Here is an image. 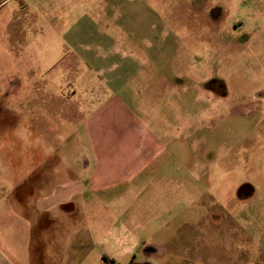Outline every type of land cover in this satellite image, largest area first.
<instances>
[{"label":"rangeland","instance_id":"obj_1","mask_svg":"<svg viewBox=\"0 0 264 264\" xmlns=\"http://www.w3.org/2000/svg\"><path fill=\"white\" fill-rule=\"evenodd\" d=\"M69 1L0 0V264H67L75 229L79 264H264V0ZM100 37L125 64L105 85ZM84 160L124 176L53 224L36 202Z\"/></svg>","mask_w":264,"mask_h":264},{"label":"crops","instance_id":"obj_2","mask_svg":"<svg viewBox=\"0 0 264 264\" xmlns=\"http://www.w3.org/2000/svg\"><path fill=\"white\" fill-rule=\"evenodd\" d=\"M64 0H54L53 7L55 5H64L67 3H62ZM68 1V0H67ZM71 4H81L82 0H71L69 1ZM80 2V3H79ZM58 6V7H60ZM73 6V5H72ZM57 10L53 8V19H59L61 22H64L63 24H66L63 28L68 29H93L92 24L85 23L82 20L74 21L72 20V23H68L67 21V15L63 18V12H60L57 17ZM55 24V23H54ZM53 24V25H54ZM96 24V23H95ZM94 24V27L96 25ZM56 28L53 26V29ZM57 29V28H56ZM94 29H99V27H96ZM88 45L93 43L94 46L98 47V51L101 54L94 55L89 58H81V62H84L88 59V61H92L94 64L91 67H88V71H91L93 73L92 78L98 79L99 82L103 83L105 85L106 83H110L109 78L106 77V74L108 72H112V70L123 67L125 68V64L122 60L118 59L116 54L118 49L110 48L114 45L116 46V42L112 39H105V38H98V39H89ZM82 44H86L85 40L82 41ZM103 47L104 49H100ZM113 83V80L111 81V84ZM114 85V84H113ZM117 91V89H115ZM123 104H121L122 106ZM126 111H128L127 107H125ZM133 116V115H131ZM149 134V132H148ZM54 155L53 157H55ZM61 163V162H60ZM97 165H94L92 169H90L89 161L84 160L83 164L81 166H78L77 164L73 166H69L67 168L68 178H65L66 172L58 171L57 169L53 168V190L52 192L42 197L41 199H38L36 202V210L39 212L42 211H49L50 208H53V224L56 222V220L62 216L70 217L69 214L72 213L74 210L79 213L80 207L85 205V200L81 198L83 194L87 193L88 191L92 190H100L102 189L106 184H111L114 180L118 181L120 180L124 175L120 176V168L114 167L112 172L102 171L100 168L95 167ZM107 173V174H106ZM113 173V174H110ZM119 177V178H118ZM148 185V184H147ZM141 187H144L142 185ZM133 188L138 189L137 185L134 184ZM43 202V204H48L51 207L49 209L43 208L40 204ZM44 209V210H43ZM60 211V212H59ZM76 213V214H77ZM5 219H10L9 215L4 217ZM25 218V217H23ZM25 220V219H24ZM23 228H20L18 230H26V232L22 234H26L27 236V230L29 229V233L31 235V221L25 222ZM23 225V224H22ZM26 226V228H25ZM9 231L4 229L1 232V235L4 236L3 239L6 240V238L11 239L12 248L15 251H22L24 252L25 247H28L30 242L26 238V236L17 237L18 233L17 231ZM14 232V233H13ZM10 235V236H9ZM89 233L85 231L84 229H75L72 231L69 235V240L66 246V257L65 260L67 261V264H79L82 259L84 258L86 251L89 249V240H88ZM28 237V236H27Z\"/></svg>","mask_w":264,"mask_h":264},{"label":"flooded vegetation","instance_id":"obj_3","mask_svg":"<svg viewBox=\"0 0 264 264\" xmlns=\"http://www.w3.org/2000/svg\"><path fill=\"white\" fill-rule=\"evenodd\" d=\"M210 89L215 93V94H224V91H222L223 86L221 84H218L217 86H210ZM237 196L242 197L243 199L250 198L253 194V187L250 185H242L240 189L237 190ZM156 248L150 247L148 250L154 254V250ZM106 264H109V261H106ZM149 264V263H147Z\"/></svg>","mask_w":264,"mask_h":264},{"label":"trees","instance_id":"obj_4","mask_svg":"<svg viewBox=\"0 0 264 264\" xmlns=\"http://www.w3.org/2000/svg\"><path fill=\"white\" fill-rule=\"evenodd\" d=\"M106 259V258H105Z\"/></svg>","mask_w":264,"mask_h":264}]
</instances>
